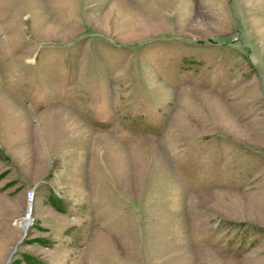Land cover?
<instances>
[{
	"label": "rangeland",
	"instance_id": "374dc122",
	"mask_svg": "<svg viewBox=\"0 0 264 264\" xmlns=\"http://www.w3.org/2000/svg\"><path fill=\"white\" fill-rule=\"evenodd\" d=\"M17 242L264 264V0H0V264Z\"/></svg>",
	"mask_w": 264,
	"mask_h": 264
},
{
	"label": "water",
	"instance_id": "95a60500",
	"mask_svg": "<svg viewBox=\"0 0 264 264\" xmlns=\"http://www.w3.org/2000/svg\"><path fill=\"white\" fill-rule=\"evenodd\" d=\"M23 222V221H22ZM21 222V229H22V237L25 235V232H26V229H27V226H28V221H25L24 223ZM18 242L13 246L12 250L10 251L9 253V256L7 258V260L5 261L4 264H7L10 257L13 255V253L15 252V248L17 246Z\"/></svg>",
	"mask_w": 264,
	"mask_h": 264
},
{
	"label": "built area",
	"instance_id": "2783aa9c",
	"mask_svg": "<svg viewBox=\"0 0 264 264\" xmlns=\"http://www.w3.org/2000/svg\"><path fill=\"white\" fill-rule=\"evenodd\" d=\"M32 198V192L31 191H28L25 195V200L26 201H30Z\"/></svg>",
	"mask_w": 264,
	"mask_h": 264
},
{
	"label": "bare ground",
	"instance_id": "6f19581e",
	"mask_svg": "<svg viewBox=\"0 0 264 264\" xmlns=\"http://www.w3.org/2000/svg\"><path fill=\"white\" fill-rule=\"evenodd\" d=\"M25 221H26V220H25ZM27 221H28V220H27ZM23 222H24V221H23ZM23 222H22V223H23Z\"/></svg>",
	"mask_w": 264,
	"mask_h": 264
}]
</instances>
